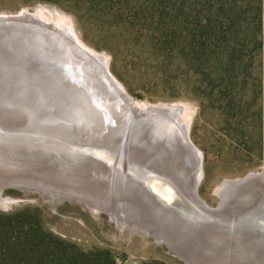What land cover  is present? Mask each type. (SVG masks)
<instances>
[{"label":"rangeland","instance_id":"rangeland-1","mask_svg":"<svg viewBox=\"0 0 264 264\" xmlns=\"http://www.w3.org/2000/svg\"><path fill=\"white\" fill-rule=\"evenodd\" d=\"M187 5L188 0H0V15L40 12L51 21L71 24L79 41L105 58L110 77L130 98L141 105H186L192 114L190 127L187 138L180 134L196 150L198 162L195 181H189L188 189H195L209 208L217 209L225 202L233 203L239 193L243 195L240 190L236 195L234 186L227 188V183L264 170L260 144L264 124L263 59L257 58L253 70L237 73L244 77L245 84L240 81V85L228 88V79L222 81L216 76L220 72L211 59L201 60L191 53L189 32L199 34L195 31L199 15L191 16ZM0 24L10 25L0 27V49L6 47L14 59L20 58L15 53L22 51L23 55L30 50L56 59L51 42L63 36L47 25L19 20ZM31 32L38 34L34 38ZM40 33L47 34L46 39L41 40ZM65 46L63 42L61 47L66 50ZM219 50L223 51L221 47ZM89 72L82 68L73 73L80 76L83 87L89 84L99 97L101 117L116 122L121 129L129 128L128 134L124 129L118 136L127 137L139 164L130 160L123 163L142 169L141 165L151 162L150 169L158 170L152 165L157 156L152 136L144 130L146 124L131 126L120 99L110 95L111 102L121 107H113L112 114L104 100L112 89H102L98 78L93 84L91 79L96 77ZM10 99L13 97L0 85V125L19 132L21 137L20 145H16L0 136V199L9 200L7 205L0 204L1 215L27 212L39 217L42 229L65 243L67 249L106 253L115 264H241L246 260L259 264L255 253L244 255L238 247L213 238L207 228L199 233L178 221L172 211L162 208L152 196L147 197L129 174L121 176L117 165L114 171V166L105 163L38 154L39 149L31 147L29 140L35 132L26 130L30 124L25 119L29 117L27 111L13 106ZM116 109L121 120L114 119ZM101 201L111 204L110 208L121 202L117 214ZM231 248L242 262L233 261ZM105 261L102 264H108Z\"/></svg>","mask_w":264,"mask_h":264},{"label":"water","instance_id":"water-1","mask_svg":"<svg viewBox=\"0 0 264 264\" xmlns=\"http://www.w3.org/2000/svg\"><path fill=\"white\" fill-rule=\"evenodd\" d=\"M9 26L0 24V27ZM5 48L0 49V85L13 97L9 101L13 106L27 111L29 117L25 119L30 124L26 130L35 132V137L29 140L31 147L39 149H36L38 154L105 163L114 166V171L117 165L121 176L129 174L145 190L147 197L152 196L162 208L172 211L181 223L193 226L199 233L207 228L213 238L230 243L231 247L236 240L242 239L244 243L239 244L238 251L244 255L255 253L254 259L264 264V170L250 174L242 181L231 182L239 185L237 190L243 192L233 203L228 202L232 207L225 202L217 209H211L198 197L195 189L183 191L178 181L168 178L166 173L150 169L151 164L140 169L123 163L127 160L138 163L136 153L127 144V137L118 136L119 130L127 129L128 134L129 128L121 129L116 122H107L101 117L99 97L91 91L89 84L83 87L78 81L80 76L73 73L77 69L70 68L64 56L52 52L54 59L30 50L23 55L22 51L15 53L20 58L14 59ZM99 73L98 79L112 89L107 94L117 96L122 103L133 101L114 85L115 81L108 73L102 69ZM18 133L0 125L3 140L11 139L20 145ZM235 259L241 261L236 250L234 262ZM249 261H241V264Z\"/></svg>","mask_w":264,"mask_h":264},{"label":"trees","instance_id":"trees-1","mask_svg":"<svg viewBox=\"0 0 264 264\" xmlns=\"http://www.w3.org/2000/svg\"><path fill=\"white\" fill-rule=\"evenodd\" d=\"M188 5L191 16L199 15L195 29L199 34L189 32L191 53L211 59L220 72L216 76L228 79V88L246 83L237 73L253 70L259 56L264 68V0H188ZM260 144L264 151V124ZM39 223V217L27 212L0 214V264H102L105 260L115 264L106 253L67 249Z\"/></svg>","mask_w":264,"mask_h":264},{"label":"bare ground","instance_id":"bare-ground-1","mask_svg":"<svg viewBox=\"0 0 264 264\" xmlns=\"http://www.w3.org/2000/svg\"><path fill=\"white\" fill-rule=\"evenodd\" d=\"M7 20H11V21L12 20H14V21L19 20L20 22H23V23H25V22L26 23L27 22L43 23V24L47 25L46 27L50 28L53 32L59 33V35L61 34L63 36V38L60 36V39L55 38V40L51 42L53 45L55 43V45H57V46L52 45L51 47L50 46H48V47H50L52 52H55L56 54L61 55L62 58L64 56L65 60L68 61L69 62L68 64H71V66L73 68H76L78 70L83 68L86 71L88 70V72L91 71V76L96 77V78L91 79L94 81L93 84H96L95 81L97 80L98 75L100 74L99 71L101 72V69L104 70L106 73H108L107 68H106L107 63H106L105 58L103 56L91 51L87 47H85L77 38L71 24L61 23L58 21L54 22L56 20L51 21L48 18H45L43 13H40V12H36L33 14L28 13V12H22L21 15H17V16L0 15V23H5V21H7ZM2 21H4V22H2ZM14 33H17V32H14ZM36 34H38V32H35V33L31 32L30 33L31 37H34V38H35ZM40 34H42L41 36H43V37H39L41 40L43 38L46 39L47 34H44V33H40ZM14 36H16V34ZM31 39H33V38H31ZM63 42H65V45H68L67 47L65 46L66 50L61 47ZM102 76H103V74H102ZM101 83L98 85H100V87L102 89L104 88L105 90H107L106 89V87L108 88L107 84H105L103 82H101ZM114 83H115L114 85L118 88L119 84L116 81ZM109 96H110L109 94H108V96H104V100L106 102V106L109 107L112 114L115 111L114 108L119 109L120 105H122V108L126 109L125 111L127 112L128 117L130 116L129 118L131 121V126L133 125V123H135V124L138 123L137 125H140L141 122H144L146 124V126L144 127L145 128L144 130H146L147 132H149L151 134L152 142L154 143V149H153L154 154H155V156H157V158H156L157 161H155V163H152V165L154 167H156V169L158 168V171H162V172L166 173L168 178L172 179L173 181L174 180L178 181L182 190L187 191L189 181L190 180H192L193 182L195 181V178H196L195 173H196L197 168H198V164H197L198 162L196 161V158H197L196 157V150L194 149V147L191 144L185 143L182 140V136L180 134V133H183L184 135H186V138H187V134H188L190 122H191V117H192V114H191L189 108L186 105H182V104H178V105H147V104L141 105L138 102H136L135 100L131 101V103H130V100H127L126 103L125 102L122 103L120 101V105H119L118 103L111 102V100L108 98ZM130 104H132V105H130ZM117 109H116V115H114L115 116L114 119L115 120L116 119L121 120L122 119L121 114L117 113L118 112ZM120 109H121V107H120ZM149 163H151V162H149ZM149 163H148V165H149ZM141 166H145V165L143 164ZM226 186H228L227 188H229L230 186H232V187L234 186V189H236L235 190V194H236V191H237L236 186H239V185H236L234 183H227ZM121 187L123 188V185ZM132 190L133 189H131V191ZM189 190H191V189L189 188ZM192 190H194V189H192ZM227 195H228V193H227ZM236 195H234V196H236ZM133 201H135V203L137 204V200L135 198H133ZM102 202L103 201H101L99 203H101L105 207H107L109 209V211H111V213H114L115 215L117 214L116 209H119L118 206H120L119 204H121V202L119 204H117V203L113 204V206H111L112 208H110L111 204H109V203L106 204V203H102ZM8 203H9V200L0 199V204H2L3 206L7 205ZM101 204H99V205H101ZM150 204H152V203L150 202ZM125 209H127V208H125ZM127 210L129 211V209H127ZM122 214L125 218L128 216L127 213L123 211V209H122ZM175 216H177V215H175ZM126 220L127 219H125V221ZM177 220L181 222V220H179V218ZM241 243H244L242 239L236 240L234 242V247L235 248L238 247L239 244L241 245ZM232 253H234V252H232Z\"/></svg>","mask_w":264,"mask_h":264}]
</instances>
